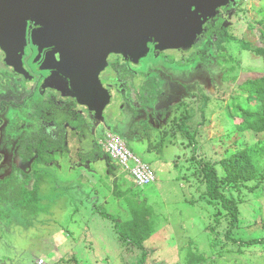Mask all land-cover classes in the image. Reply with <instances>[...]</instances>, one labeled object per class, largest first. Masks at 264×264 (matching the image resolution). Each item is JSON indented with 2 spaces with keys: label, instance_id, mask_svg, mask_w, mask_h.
<instances>
[{
  "label": "rangeland",
  "instance_id": "obj_1",
  "mask_svg": "<svg viewBox=\"0 0 264 264\" xmlns=\"http://www.w3.org/2000/svg\"><path fill=\"white\" fill-rule=\"evenodd\" d=\"M262 8L264 0H240L230 8L226 18L227 32L236 39L227 43L223 55H218L215 50L212 52L215 59L207 58V62L195 55L198 57L196 62L213 66L189 72L187 77L190 78L184 81V87L180 89L183 94L179 96L197 103L207 96L200 142H188V137L179 131L175 136H168L170 141L164 146L157 143L155 146L153 140L144 139L126 143L135 156L150 165L155 176L152 183L136 185L130 173L120 171L92 137L81 151H76L77 156L73 149L71 158H88L95 164L91 167L96 172L82 178L74 188L58 185L51 171L43 174L44 180H40L36 172L34 175L31 150L21 161L14 157L13 141L0 147L4 154L0 176L2 173L16 175L14 179L18 178L20 184L15 183L14 190L21 189L27 181L26 187H32L33 180L29 178L35 176L38 195L43 194V199L33 200L30 206L15 191L5 198L16 207L17 202L21 212L18 211V218L9 223L11 213L0 211V264H264V181L249 190L258 182V177L264 175V157L257 163L256 179L237 188L231 184L225 191L228 198L237 202L236 221L218 201L209 199L205 180L197 167V161L217 162L216 170L224 176L219 160L241 148L261 145L259 141L264 139L262 133L239 131L235 124L240 119L237 117L234 122L231 117L234 113L231 103L233 96L238 94V84L264 73L262 58L244 49L239 41L260 43L258 20L262 18ZM161 65L160 62L155 64ZM166 65L177 69L184 67L174 62H166ZM187 66L195 65L188 62ZM147 67V71L151 70L152 65L141 68ZM155 76L156 86L161 91L155 92L152 105L138 103L135 120L145 121L146 117L150 118L148 113L163 112L164 118L155 119L156 128L160 129L168 125L175 112L173 106H160L165 78L158 70ZM177 78L183 80L184 76ZM178 91L179 87L174 84L168 88L169 96ZM71 123L79 127L80 122L72 120ZM193 126L192 123L191 128ZM63 151V155L68 156ZM38 181L43 182L42 186ZM122 189H131L130 193L137 195L151 209L153 233L143 243L144 256L142 249L125 243L114 228L116 220L130 217L128 205L116 192ZM192 254H202L204 260L189 263Z\"/></svg>",
  "mask_w": 264,
  "mask_h": 264
},
{
  "label": "flooded vegetation",
  "instance_id": "obj_2",
  "mask_svg": "<svg viewBox=\"0 0 264 264\" xmlns=\"http://www.w3.org/2000/svg\"><path fill=\"white\" fill-rule=\"evenodd\" d=\"M226 2L217 7L213 17L205 21L200 33L189 34L194 38L193 44L189 47L161 49L156 46L157 43L148 42L145 55L139 58L124 56L122 53H110L104 69L98 75L95 91L84 86H74L73 76L61 72L55 63L52 64L50 52L57 46V41L40 31L33 38V30L42 26L40 23L35 24L26 20L24 44L21 45L19 40L10 37L6 49L0 46V147L8 145L9 140L13 141L16 149L14 157L21 161L25 155L29 156L28 151L31 150L33 159L30 161L34 162L31 164V172L35 175V172L41 171L38 165L49 166L57 155L65 156L63 150L68 154L66 157L73 159L71 158L73 149L77 156L76 151L79 149L81 151L85 144L91 141V137L102 149L103 139L108 132L118 134L126 143L144 139L153 140L155 146L156 143L164 146L165 142L170 141L168 136H175L176 132L181 131L179 122L187 114L194 112L191 106L197 107L199 104L183 99L184 97L180 98L179 95L183 94L180 89H183L184 81L190 78L187 75L195 69L213 66L209 63L196 62L198 57L195 55L202 57L205 62L207 58L211 59L210 61L215 59L212 52L215 50L218 52L215 46L216 36L221 30L227 31V15L230 8L239 4L240 0ZM158 62L162 64L159 67L155 66ZM166 62L182 64L184 67L171 68ZM188 62L195 66H187ZM146 64L152 65L151 70L147 71L148 67L145 70L141 68ZM157 70L158 74L165 78V90L160 106H173V113L175 112L168 120V125L160 129L156 128L155 119L165 117L162 111V114L148 113L150 118L146 117L145 121L135 120L139 112L136 109L138 103L141 102L144 106L152 105L155 92L158 89L161 91L155 82ZM183 76V80L177 78ZM172 84L179 87L180 94L174 92L173 96H169L168 88ZM108 90L111 94L109 101ZM126 94L128 98L125 100ZM84 101L100 108L99 113L91 110L83 103ZM6 114L8 117H5ZM193 118L198 119V113L194 114ZM72 120L80 122L79 127L72 126ZM183 123L188 129L189 125ZM2 150L0 148V162L4 159ZM76 158L75 161L84 160L81 164L86 166L88 158L83 156ZM1 175L0 181L12 177V181L20 184L18 178L14 179L16 175L10 176L8 173ZM29 180H33L32 187H35L37 184L35 176ZM27 184L28 181L23 183L19 190H3V195L6 196L4 199L0 198V211L11 213L8 222L18 218L16 214L21 212V207L17 202H15L17 207L6 202L5 198L15 191L27 203L24 193L28 191Z\"/></svg>",
  "mask_w": 264,
  "mask_h": 264
},
{
  "label": "water",
  "instance_id": "obj_3",
  "mask_svg": "<svg viewBox=\"0 0 264 264\" xmlns=\"http://www.w3.org/2000/svg\"><path fill=\"white\" fill-rule=\"evenodd\" d=\"M226 0H0V46L10 37L24 44L26 20L57 41L51 58L73 76L76 87L95 91L98 75L110 53L139 58L147 43L157 47H189L206 20ZM89 85V86H88ZM108 98L110 91L108 90ZM88 93V91H86ZM86 104L99 113L93 103Z\"/></svg>",
  "mask_w": 264,
  "mask_h": 264
},
{
  "label": "trees",
  "instance_id": "obj_4",
  "mask_svg": "<svg viewBox=\"0 0 264 264\" xmlns=\"http://www.w3.org/2000/svg\"><path fill=\"white\" fill-rule=\"evenodd\" d=\"M260 13H262V18L258 20L260 24V43L253 44L248 41H239L244 49L260 56L264 64V8L261 9ZM233 39L236 38L229 35L226 29L221 30L217 34L215 46L218 50V55H223L227 43ZM237 91L238 94L233 96V102L231 103L232 110L234 111L231 117H233L234 122L237 117L240 119L239 121L236 120V128L241 132L250 130L255 133L264 134V73L260 77L249 78L238 84ZM201 100L202 101L199 102L200 104H198L197 107L195 105L191 106L194 112L187 114L178 124L183 132L182 134L188 137L187 139L190 143L200 142L202 136L201 125L204 118L207 96H203ZM242 102H244V104H242ZM196 113L200 116V120H194L193 115ZM183 122H186L190 128L188 125L189 129L185 128ZM192 123L195 124V126L191 128ZM259 142L261 145L241 148L234 154L219 160L218 163L225 172L224 176L218 174L216 170L217 162H210L207 160L201 163L197 161V163H199L197 166L198 172L205 180L206 193L209 199L218 201V203L227 209L228 213L233 215L232 217L235 221L238 218V205L233 199L228 198L225 191L230 188L229 185L231 184L234 188L246 186L248 181L257 178V163L264 157V139ZM158 145L160 146L161 144ZM12 179L13 178L10 177L9 179L0 181L1 199H4L3 197L6 196L3 195V190L12 189L14 187L15 181H12ZM262 181H264L263 174L258 177V182L249 188V190L256 188ZM116 187L118 188V185ZM35 191L34 189L24 193H26V197L31 201L35 200ZM116 192L124 198L131 214L130 219L116 222L117 232L125 243L136 245L138 248L142 249V254L144 256L145 250L143 248V243L153 233L150 206L144 201L139 200L137 195L130 193L131 189L116 190ZM203 260L204 256L202 254H192L188 262L195 263Z\"/></svg>",
  "mask_w": 264,
  "mask_h": 264
},
{
  "label": "built area",
  "instance_id": "obj_5",
  "mask_svg": "<svg viewBox=\"0 0 264 264\" xmlns=\"http://www.w3.org/2000/svg\"><path fill=\"white\" fill-rule=\"evenodd\" d=\"M102 150L115 161L120 171L130 173L136 185H148L155 180L150 165L135 156L118 134L108 132L103 139ZM130 163H132V166H130ZM39 263H42V261L39 260Z\"/></svg>",
  "mask_w": 264,
  "mask_h": 264
},
{
  "label": "crops",
  "instance_id": "obj_6",
  "mask_svg": "<svg viewBox=\"0 0 264 264\" xmlns=\"http://www.w3.org/2000/svg\"><path fill=\"white\" fill-rule=\"evenodd\" d=\"M99 158V157H97ZM94 160V159H92ZM100 160V158H99ZM84 160H78V161H75L74 159H71L69 157H56L55 161L52 162L49 166L48 165H43V164H40L38 165L37 167H39V169L41 170L40 172L38 171L37 172V176L40 180H44L43 178V174L48 172V171H51L54 173V178H55V181L58 183V185H68L69 187H75L76 183L79 182L82 178H85L87 176H89V173H91V175L93 173H95L96 171L91 167V166H94L95 164L93 162H91L90 160H87L86 161V166H83L81 163L83 162ZM32 166V165H31ZM35 166V165H33ZM36 167V166H35ZM40 183V186H42V181H38ZM31 183V182H30ZM37 184L35 187H27L28 191L30 190H36V194H35V200L36 199H43V194H40V196L38 195L39 194V191L37 190ZM80 192V191H79ZM39 197H42V198H39ZM33 199V198H32ZM33 200H29L28 197H26V202H27V205H31V202ZM127 205V204H126ZM129 209V208H128ZM130 212V211H129ZM109 215L110 213L107 212ZM130 217H131V214H130ZM130 217L128 219H130ZM128 219H125V220H116L114 222V228L117 232V228H116V222H122V221H126ZM2 228H5V229H8L9 227L8 226H1ZM118 234V232H117Z\"/></svg>",
  "mask_w": 264,
  "mask_h": 264
}]
</instances>
